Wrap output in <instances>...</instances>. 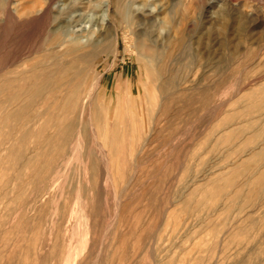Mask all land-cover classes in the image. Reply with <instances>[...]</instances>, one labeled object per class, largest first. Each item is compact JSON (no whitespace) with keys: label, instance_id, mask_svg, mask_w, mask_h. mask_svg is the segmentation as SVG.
I'll return each instance as SVG.
<instances>
[{"label":"rangeland","instance_id":"374dc122","mask_svg":"<svg viewBox=\"0 0 264 264\" xmlns=\"http://www.w3.org/2000/svg\"><path fill=\"white\" fill-rule=\"evenodd\" d=\"M53 5L0 0V264H264V0Z\"/></svg>","mask_w":264,"mask_h":264},{"label":"bare ground","instance_id":"6f19581e","mask_svg":"<svg viewBox=\"0 0 264 264\" xmlns=\"http://www.w3.org/2000/svg\"><path fill=\"white\" fill-rule=\"evenodd\" d=\"M54 2H55V0H42V7H41V10L38 12V15H37V19H44V18H47V17H49L51 14H52V12H53V4H54ZM35 13V12H34ZM34 16V15H33ZM32 17V16H31ZM36 17V16H35ZM54 23V22H53ZM108 25V24H107ZM110 27H111V25H108V27H107V31H110ZM104 34V33H103ZM105 35V34H104ZM114 40H115V44L117 45L118 44V38H117V36L116 37H114ZM142 43V42H141ZM144 44V43H143ZM142 47H144L143 45H141ZM86 47V46H85ZM89 47V46H88ZM87 48V47H86ZM68 52V51H67ZM51 53V52H50ZM57 53V52H56ZM74 53V55H77V57H79V58H81V56H82V54H81V52H79V51H76V50H73L72 51V54ZM52 54V53H51ZM53 54H55V53H53ZM56 57H58V56H56ZM61 57V56H60ZM62 57H64V56H62ZM66 57H69V56H66ZM73 57V56H72ZM77 57H75V58H77ZM71 58V57H70ZM74 58V59H75ZM58 59H59V57H58ZM62 59V58H61ZM54 60V59H53ZM64 60V59H63ZM76 60H78V59H76ZM82 60L83 61H85V57L83 58L82 57ZM79 61V60H78ZM83 61H81V62H77V61H73L72 62V64H70L69 66H65V67H60V68H58L55 72H53V74H42L41 75V79H42V81H41V83H40V88H39V90H37V94L35 95V94H33V95H35L32 99H33V101L35 100V99H39V97L40 96H42L43 95V93H44V90H45V88L46 87H50V86H57V87H60V85L61 84H63V85H68V86H70V88H71V93H69V94H62L60 97H58L57 98V100H58V102H61L62 100H65V99H67V100H69V101H72V100H75V99H77L76 97H77V95H80L79 94V91L84 87V85L86 84V82H85V77H84V72H86V71H83L84 69H85V67H83L85 64V62H83ZM43 62L45 63V61L43 60ZM51 62H52V60H51ZM50 62V63H51ZM55 62V61H54ZM58 62H60V61H58ZM57 62V63H58ZM63 61L61 60V62L60 63H62ZM56 63V62H55ZM54 63V64H55ZM56 63V64H57ZM38 64H41L40 62L38 63ZM55 64V65H56ZM84 64V65H83ZM50 65V64H49ZM59 65V64H58ZM57 65V66H58ZM87 65V64H86ZM85 65V66H86ZM41 66H43V65H41ZM52 67V66H51ZM55 67V66H54ZM53 68V67H52ZM50 69V68H49ZM88 71V70H87ZM43 73H44V71H43ZM36 78V77H35ZM36 80V79H35ZM34 80V81H35ZM25 81H27V80H25ZM33 85H35V84H33ZM32 85V86H33ZM42 85V86H41ZM38 86V85H37ZM33 87H35V86H33ZM56 87V88H57ZM29 88H31V87H29ZM55 88V87H54ZM55 88V89H56ZM59 89V88H58ZM32 91V90H31ZM30 91V92H31ZM27 92H29V90L27 91ZM36 93V92H35ZM27 94V93H26ZM1 96V95H0ZM32 97V96H31ZM30 97V98H31ZM43 97V96H42ZM49 97H51V95L49 96ZM57 97V96H56ZM7 98V97H6ZM56 100V101H57ZM64 179V174L62 173V171H61V173H59L58 172V174H56L55 175V178H53L54 180H58V179Z\"/></svg>","mask_w":264,"mask_h":264}]
</instances>
